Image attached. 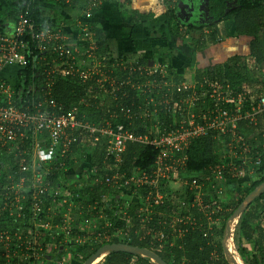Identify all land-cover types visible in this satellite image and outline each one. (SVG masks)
<instances>
[{"label": "built area", "instance_id": "2783aa9c", "mask_svg": "<svg viewBox=\"0 0 264 264\" xmlns=\"http://www.w3.org/2000/svg\"><path fill=\"white\" fill-rule=\"evenodd\" d=\"M35 1L24 2L29 7ZM87 2L85 21L101 0ZM77 29H67L62 22L39 25L27 11L18 14L11 35L0 32V157L11 154L16 173L0 180V264H37L41 259L63 264V258H52L55 249L69 251L71 238L85 243L72 234L69 213L60 211V205L68 202L69 181L58 178L54 185V176L67 169L64 159L71 147L84 149L90 142L105 145L106 160L91 173L100 184L119 191L115 217L130 220L129 213L138 204L150 209H144L146 214L151 215L154 207L162 210L158 228L146 226L150 217H138L142 226L133 235L121 229L107 234L99 231V225L92 226L89 244L123 243L133 236L171 250L175 241L197 232L214 246L220 239L214 232L226 221L222 205L226 185L235 181L239 168L252 175L261 165L258 153L251 156L253 146L238 132V124H257L264 113V97L244 111L246 94L217 77L197 78L191 71L178 74L170 63L156 64L141 57L101 55L87 25L77 22ZM29 61L35 81L22 94L19 82L11 81L7 70H24ZM59 76L78 79L87 92L114 101L128 126L135 122L138 126L117 123L114 116L101 125L89 123L80 113L82 107H89L84 99L67 110L53 97ZM130 92L137 95L129 98ZM124 101L126 106L121 105ZM209 135L216 140L221 160L189 174L184 152L193 140ZM129 143L157 151L146 169L122 170ZM56 217L60 221L53 225ZM237 223L236 217H230L224 235L228 228L230 236V226L234 224L235 231ZM103 228L108 229V223ZM211 258L216 263L214 251Z\"/></svg>", "mask_w": 264, "mask_h": 264}, {"label": "trees", "instance_id": "16d2710c", "mask_svg": "<svg viewBox=\"0 0 264 264\" xmlns=\"http://www.w3.org/2000/svg\"><path fill=\"white\" fill-rule=\"evenodd\" d=\"M24 1L25 0H0V32L2 34L11 35L13 33L17 16L20 12L28 11L39 25L43 24V22H47L51 25L57 24L58 20L62 19L46 15L49 10L43 5L44 0H37L29 7ZM51 1L56 3L60 9H69L70 5H80L82 7V4L88 0H70L68 4L55 0ZM232 1L233 0H205L204 9L206 12V19L204 20L205 22L198 23L197 26L186 24L183 17H177L175 15V10L166 7L164 13L166 21L159 27V32L161 33L162 40H171V42L178 39L185 40L191 33H199L197 34L199 35L197 42L199 46L197 49V43L192 40L190 42L191 52L194 53L212 44L219 45L221 43V37H223L226 32L218 28V25L225 23L226 20H228L227 18H230L233 23V33L229 35V37L249 39L248 55H234L227 58L223 64H217L216 67L213 66L204 69L202 73H199L196 77L200 78L201 75L208 74L226 82L232 90L244 92L246 94L244 111H249L252 106H256L261 97V94H255L252 90V84L255 82L257 83L259 79L256 75L257 68L259 66H264V0H234L236 4L235 9L231 10V12H227L229 8L227 4ZM166 2L176 7L178 12L181 10L179 8V0H166ZM132 19L137 20L136 16H133ZM90 21L91 20L88 21L87 27L98 43L97 46L100 54L103 55L107 51L104 47V34L96 31L95 28H93L94 25ZM173 22H177L178 24L172 26L171 23ZM62 23H67V20L62 21ZM178 25L183 27L182 31ZM204 29L210 30L209 35H204V32H202ZM153 31L155 30L150 29V33L153 34ZM250 66H252L251 69ZM7 73L11 81L14 82L16 78L19 82V88L22 94H24L33 81H35L33 80L34 70L31 66V61L28 62L24 70L13 68L7 70ZM251 76H256V79L251 78ZM128 95L129 98H131L137 94L135 95V93L130 92ZM53 97L58 103L63 104L67 110L77 104L81 99L88 101L89 107H82L80 113L85 114L84 116L89 123L101 125L107 120H112L111 117L114 116L117 123H122L129 127L128 122L123 119L120 109L116 108V103L114 101L106 96H97L92 92H87L85 86H83L78 79L59 76L54 87ZM262 97H264L263 94ZM122 104L126 106L128 101L121 102V105ZM160 120L163 121L164 119ZM166 125L167 124H165V126ZM137 126L138 123L135 122L129 128H135ZM238 132L245 138L249 145L253 146L251 156L256 153L260 155L261 165L250 175L251 179L254 177L258 179L253 181L249 186H247V182L239 184L243 185V188L239 190L238 194L235 193L233 186L229 187L227 191L229 193V198L226 197V203H222L226 209V221L230 219L241 203L264 183V113L261 115L256 125L243 121L240 122L238 124ZM246 133H255V136L248 139ZM212 136L213 135H209L193 140L188 149L184 152V155L187 156L186 170L189 174L196 173L210 165L218 163L220 156L219 153L216 152V140H214ZM104 148L105 145L92 142L87 144L84 149H77L75 146L71 147L67 158L64 159V161H67L66 167L68 170L69 167L71 168L70 165L76 160L81 162L84 166H88V168L86 175H82L84 178L80 176L81 174H76V176H79V183L70 186L68 182L69 187H67L65 195L68 202L65 205H60V211L62 213H69L70 217L76 215L78 218H82L83 221H81V223L83 224V228L86 227L89 229L92 226L99 225V227H101L99 231L107 232V234H112L114 230L121 229L124 231L129 230L131 235H133V232L142 226L140 225V218L145 216L151 218V221L146 224L148 228H158V221L160 219L158 211H161V208L154 210L155 207L153 208L152 206L153 211L150 215L146 214L145 211L149 210L150 212V209L144 205L138 204L135 210L129 213L130 220L128 221L122 217L119 218V216H117V218L113 215L114 202H118L117 192L119 191L117 189L111 190V188L100 184L98 177H93L91 173L93 168L99 167L105 162ZM156 154L157 151L154 147L129 143L123 155L122 170L127 171L139 167L146 169L149 164L152 163ZM85 161L87 162L84 164ZM12 165L13 156L7 153L2 154L0 157L1 181L8 175L16 177L15 169H13ZM242 171L243 169L239 168L238 174L233 179L239 180L242 179L244 175L248 176L246 172ZM71 173L72 171H68L69 175L66 173L64 174V181L73 178L70 176ZM58 177L59 173L54 176V185L57 184ZM227 178L232 179L230 176H227ZM105 198H107V200L104 201ZM139 209H143L142 212H140ZM227 210L229 211L227 212ZM59 221V217H56L53 225H56ZM226 221H224V225L222 224L220 228L216 229L214 232L215 235L213 234L214 236L223 237ZM106 223L109 225L108 229L103 228ZM17 227L18 225L15 224V228ZM15 228L13 229L14 231L16 230ZM52 231L54 230L52 229L51 232ZM83 233L85 234V230L80 232L79 235L81 236ZM75 234L76 233L73 232V235ZM123 243L150 250L158 255L166 264H229V262L222 258L223 251L220 244L216 243L214 246H209L207 241L197 232L187 235L182 240L175 241V248H171V250L151 244L149 239L139 240L138 237L133 236L123 241ZM233 243L240 256V260H242L244 264H264V191L256 196L241 212L234 231ZM73 245L74 247L76 245V251L78 253L83 251L82 249L86 250L88 252L86 257L88 258L103 244L92 243L91 246H87L86 244L69 242L70 247H73ZM179 247H181V250L178 249ZM213 251L217 257L216 263H212L211 252ZM52 253V258L57 256L64 258L66 262L63 264H69L68 259H70V257L73 260L78 259L76 256H73V254L71 255L69 251H63V249H55ZM36 263L56 264V262L48 263L44 259L38 260ZM99 264H150V262L147 258H142L141 256L112 252L107 254Z\"/></svg>", "mask_w": 264, "mask_h": 264}, {"label": "crops", "instance_id": "0c3cea01", "mask_svg": "<svg viewBox=\"0 0 264 264\" xmlns=\"http://www.w3.org/2000/svg\"><path fill=\"white\" fill-rule=\"evenodd\" d=\"M53 3L50 0H44L43 5L46 8L50 7L46 15L53 16V18H62L58 20V23L67 20V23H65L67 29L77 30V22L85 26L88 24V21H85L82 16L87 1L82 4V7L80 5H70L69 9H60L56 3ZM166 7L175 10L177 17L185 18L183 12L185 10L182 7H179L181 10L178 12L176 7L167 4L166 0H103L98 2V7L93 11L90 22H92L96 31L104 34L106 53L114 58L137 59L141 57L145 61L156 64L170 63L178 74L191 71L195 75H199L204 69L213 67L214 64L204 65V62L207 61H205L206 59L203 60V57H207L210 48L206 49L207 52L200 49L193 53L190 47L184 45V40L178 39L171 42V40L164 41L161 39L159 27L166 21L164 16ZM133 16H136L138 22L132 19ZM177 24V22L171 23L172 26ZM178 27L181 31L183 30L182 26L178 25ZM150 29L155 30L153 34L150 33ZM189 36L193 42H198L199 35L191 33ZM198 46L199 43L196 44V49ZM233 49L234 51H240L238 48ZM246 177L248 178V176ZM68 181L70 186L80 182V180L73 181L71 178ZM246 181L247 179L243 177L232 181L230 184H234V182L242 184ZM236 217L239 218L240 214ZM82 227L83 224L81 223L78 230H85ZM55 258L57 261L62 259L58 256Z\"/></svg>", "mask_w": 264, "mask_h": 264}, {"label": "rangeland", "instance_id": "374dc122", "mask_svg": "<svg viewBox=\"0 0 264 264\" xmlns=\"http://www.w3.org/2000/svg\"><path fill=\"white\" fill-rule=\"evenodd\" d=\"M201 3L203 4V8L202 9L204 10L205 0L201 1ZM46 9L49 10L50 7H47ZM204 12H205V10H204ZM76 27H77V23H76ZM169 28H172V27H169ZM218 28H220L221 30H224L226 32V34L223 35V37H221V39H220L221 43L219 45L212 44V45L206 47L203 50L204 52H207L206 49L210 48L208 50V52H207V57H203V60L206 59L205 61H207V62H204V65H206V64L213 65L214 64V66L216 67L217 64H223L227 58H230V57H232L234 55H241V56L248 55V53H249V46H248L249 39H247V38H242V39L239 38L238 39V38H234V37H229V35H232V33H233L232 24H226V22L225 23H221V24L218 25ZM202 32H204V35L207 36V35H209L210 30L209 29H204V30H202ZM196 34H199V33H196ZM191 40H192V38L190 36L188 38H186L184 40V45L189 48L190 47L189 43L191 42ZM233 48H236V49L238 48L240 51H237V50L234 51ZM232 52H236V53H232ZM251 68H252V66H250V69ZM256 75L258 76L259 79H258L257 83L255 82V83L252 84V90L255 92V94L258 93V94H261V96H262V94L264 95V66L263 67L259 66L257 68ZM251 78L256 79V76H251ZM246 134H247L246 136H247L248 139H250L251 137L255 136V133H246ZM218 160L220 161L221 157ZM86 162L87 161H85L84 164ZM70 166H71V168L69 167V170L67 168L65 171L62 170V171L59 172V177L58 178L60 180H62V178H64V174L65 173L68 174L67 173L68 171H72L70 176H72L73 178H71V179H73V181H77L79 176H76V174H78V175L81 174L80 176L82 177V175H84L85 170L88 168V166H86V165L84 166L81 162H78V160L73 162ZM243 177L245 179H247V181H246L247 182V186H249L253 181L258 179L256 177L251 179L250 178L251 176L249 174H248V178L245 175ZM82 178H84V176ZM230 186L234 187L236 194H238L239 190H241V188L243 187V185H239V183H237V182H234V184H232V185H226V197L227 198H229V195H228L229 193L227 191L229 190ZM70 218H71V224L70 225H71V228H72V234L74 232V233H76V236L84 238V240H86V241H85V243H82V244H86L87 246H91V244H87V243H89V238L88 237L90 236L89 235L90 231L87 230L88 228H86V227L83 228L82 227L83 229H85V234L83 233L81 236L79 235L80 232H83V231H78L79 225H80L81 221H83L82 218L80 219L76 215H73ZM237 219H239V218H237ZM71 241L74 242L73 238H71ZM221 241H222L221 238L217 239L216 243L217 244L219 243L220 246H221ZM82 250L83 251L78 253L76 251V245H75V247H74V245H73V247H71V249L69 250L70 254L71 255L73 254V256H76L78 259L77 260H73L70 257V259H68L69 264H83L84 263V261L87 258L86 256L88 255V252L86 250H84V249H82ZM222 251H223V249H222ZM225 256L226 255L223 252L222 258L227 261ZM238 257H240V256L238 255ZM100 262H102V260H100L97 264H99ZM153 264H156V263L153 262Z\"/></svg>", "mask_w": 264, "mask_h": 264}, {"label": "water", "instance_id": "95a60500", "mask_svg": "<svg viewBox=\"0 0 264 264\" xmlns=\"http://www.w3.org/2000/svg\"><path fill=\"white\" fill-rule=\"evenodd\" d=\"M201 1L204 0H180L179 1V6L182 7L185 11L190 12L192 15H197L199 18L202 19L205 17V13L203 8V4ZM264 191V183L254 190L242 203L241 205L235 210L233 215L231 216L232 218H235L237 215L241 214L243 209L252 202V200L258 196L260 193ZM229 239V230L227 228L226 234L223 237L222 241V247L224 250V253L226 255V259L230 264H236L232 257L230 258L226 250V244ZM112 252H121V253H126V254H131L135 256H143L147 259H150L154 261L156 264H166L158 255L155 253L151 252L150 250L131 246L128 244H123V243H114V244H109V245H104L100 247L94 254L90 255L83 264H92L97 258H99L103 254H109Z\"/></svg>", "mask_w": 264, "mask_h": 264}, {"label": "flooded vegetation", "instance_id": "af4514ba", "mask_svg": "<svg viewBox=\"0 0 264 264\" xmlns=\"http://www.w3.org/2000/svg\"><path fill=\"white\" fill-rule=\"evenodd\" d=\"M227 5L229 6V8L227 9V12H231V10L235 9V7H236L234 0L232 2H229ZM204 6H205V4H204ZM183 12L185 15V18H183V20H184V22L187 21L186 24H188V25L197 26L198 23L205 22L204 20L206 19V12H204L205 17L202 18L201 20L198 19L199 17L197 15H192L190 12H187V11L186 12L183 11ZM227 19L228 20H226V24H232V28H233L232 20L230 18H227Z\"/></svg>", "mask_w": 264, "mask_h": 264}, {"label": "bare ground", "instance_id": "6f19581e", "mask_svg": "<svg viewBox=\"0 0 264 264\" xmlns=\"http://www.w3.org/2000/svg\"><path fill=\"white\" fill-rule=\"evenodd\" d=\"M235 222V221H234ZM235 225L233 224L230 226V236L226 244V250L228 252L229 257L234 260L236 264H243L240 258L238 257L237 251L235 249L234 243H233V231H234ZM105 254L101 255L99 258H97L92 264H97L100 260H102V257H104Z\"/></svg>", "mask_w": 264, "mask_h": 264}]
</instances>
